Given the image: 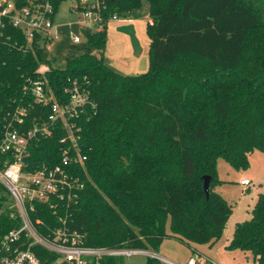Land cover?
<instances>
[{
	"label": "trees",
	"instance_id": "16d2710c",
	"mask_svg": "<svg viewBox=\"0 0 264 264\" xmlns=\"http://www.w3.org/2000/svg\"><path fill=\"white\" fill-rule=\"evenodd\" d=\"M14 1L22 6L47 0ZM64 1L48 0L53 18ZM143 1L150 21L149 68L143 74L122 75L105 62L107 25L86 29L88 50L71 55L62 69L44 60L41 35L26 46L18 30H4L0 143L9 125L22 133L48 121L50 106L37 104L31 94L34 81L44 77L59 104L69 103L74 85L87 95L74 120L86 160L73 173L83 188L75 203L55 214L46 204L34 205L30 218L43 224H34L40 234L63 218L90 247L157 253L166 239L210 243L220 238L230 214L212 191L217 160L245 169L250 152L264 151V0H100L102 16L123 19ZM16 109L28 112L21 124L13 121ZM65 138L59 124L49 136H35L24 171L58 165L69 147ZM10 161L0 155V170ZM199 171L211 177L208 198L204 176L199 189ZM7 195L0 183V209ZM19 226L13 208L0 212V247ZM228 249L250 252L253 264H264V196L251 219L236 225ZM33 251L40 264L52 263L43 249ZM100 264H123V258L106 257ZM146 264L163 263L148 257Z\"/></svg>",
	"mask_w": 264,
	"mask_h": 264
},
{
	"label": "built area",
	"instance_id": "2783aa9c",
	"mask_svg": "<svg viewBox=\"0 0 264 264\" xmlns=\"http://www.w3.org/2000/svg\"><path fill=\"white\" fill-rule=\"evenodd\" d=\"M72 11L83 18V24L91 25L100 30L110 22L120 19L112 16L107 21L102 16L100 0H80ZM10 27L22 34L26 46H30L35 35L39 34L46 40L44 50L49 49L52 42L50 36L53 28V10L48 0L33 5H17L14 0H0V41L4 38V30ZM86 29H90L86 27ZM74 44L80 39L73 36ZM41 73H43L41 71ZM34 101L41 106H50L48 121L34 125L26 132L20 133L11 129L5 130L0 143V155H10L11 161L0 170V183L6 189L8 196L14 201V210L20 219L18 229L10 231L0 247V264H40V259L33 251L39 247L46 251L53 261L51 264H100L106 257L130 258L146 251L137 249H109L86 246L83 235L71 230L65 219L58 218V225L47 228V232L40 234L34 224H43L36 220L32 222L30 213L34 212L35 204H46L53 214L61 206L75 203L82 183L73 173V168L81 166L86 160L78 146L80 128L75 119L80 109L87 102L86 93L76 85L69 91L70 101L59 104L47 89L44 77L34 81L30 86ZM26 109H16L13 121L21 124L27 118ZM59 124L66 133L68 150L62 152V159L53 167H42L35 171H24V159L28 156L29 143L35 136H49L54 125ZM64 141V140H63ZM248 186V180L240 182ZM150 255V254H149ZM150 257L157 258L151 253ZM158 259V258H157ZM159 260V259H158ZM163 264H174L167 260H159ZM198 256H192L185 264H197Z\"/></svg>",
	"mask_w": 264,
	"mask_h": 264
},
{
	"label": "rangeland",
	"instance_id": "374dc122",
	"mask_svg": "<svg viewBox=\"0 0 264 264\" xmlns=\"http://www.w3.org/2000/svg\"><path fill=\"white\" fill-rule=\"evenodd\" d=\"M75 5L76 0L62 2L53 18V28L50 32L52 42L48 44L49 49L44 50V60L50 61L55 69L64 68L71 55L86 52L88 50L86 27H89L92 32L95 30L91 25L83 24V18L72 11ZM126 19L129 20V24L111 22L106 27L105 62L112 70L122 75L146 73L149 68L150 45L146 22L149 20L147 2L143 1L139 9L124 14L122 20ZM73 36L80 39L79 44L73 43ZM254 40L255 38L252 36L248 44L247 56L249 54V57L252 53L250 52L251 48L255 47ZM40 70L43 72L45 67L42 66ZM197 176L201 191V177L204 176V173L199 171ZM216 179L217 182L213 185L212 191L220 195L226 202L230 210L229 217L225 222L220 238L210 243L190 244V246L204 249V254L199 253L202 255V259L204 257L213 259L211 264L221 263L217 262L215 256V252L221 246L225 260L231 261L234 258L235 264H253V257L250 252L232 251L228 247L232 241L236 225L251 219L252 211L259 197L264 196V151L253 150L250 152L245 169H235L226 159L219 158L216 164ZM242 179L250 181V185L241 187L240 181ZM12 208H14V201L8 196L0 212ZM170 246L168 245L169 251H171ZM174 250L175 248H173ZM174 256L166 255L169 261L178 263ZM147 258L145 254H136L130 258H124L123 264H146Z\"/></svg>",
	"mask_w": 264,
	"mask_h": 264
},
{
	"label": "crops",
	"instance_id": "0c3cea01",
	"mask_svg": "<svg viewBox=\"0 0 264 264\" xmlns=\"http://www.w3.org/2000/svg\"><path fill=\"white\" fill-rule=\"evenodd\" d=\"M128 21L129 20H127V19L126 20L120 19L119 21L114 22V23H126V24H129L130 22H128ZM148 21L149 20H147L146 22H148ZM124 27H126V26H124ZM104 55H105V53H104ZM242 180H247V179H242ZM248 186H241V187H248ZM168 245H171L170 246L171 247V251H169ZM173 248H175L174 251H173ZM221 249H222V246L219 247V249H217V251L215 252V256H216L217 262H221V263H225V264H235L234 263V258L231 261L225 260V257H224L225 254L224 255L222 254V250ZM199 252H202L201 254H204L205 250L204 249H200V248H198V249L197 248H192L191 246L185 245L182 242L177 241V240H174V239H170V240L166 239V240H164L162 242V244H161V246H160L159 251L157 252V254H155L153 252H146L145 255H147V257H150L151 256V253H153V255L155 257H157L159 260H167V261H169V260L167 259L166 255H170V256L171 255H173V256L175 255L174 256L176 258L175 261L178 262V263H174V262L169 261V262L174 263V264H184L192 256L197 255L198 256V262H197V264H211V263H213V261H212L213 259H211V258L209 259L208 257H204L202 259V255H200ZM177 253L179 255H176ZM221 263H218V264H221Z\"/></svg>",
	"mask_w": 264,
	"mask_h": 264
},
{
	"label": "water",
	"instance_id": "95a60500",
	"mask_svg": "<svg viewBox=\"0 0 264 264\" xmlns=\"http://www.w3.org/2000/svg\"><path fill=\"white\" fill-rule=\"evenodd\" d=\"M211 182V177L210 176H204L203 177V191L205 194V197L208 198L209 196V186Z\"/></svg>",
	"mask_w": 264,
	"mask_h": 264
}]
</instances>
